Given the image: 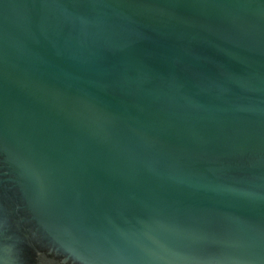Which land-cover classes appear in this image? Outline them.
<instances>
[{
	"label": "water",
	"instance_id": "1",
	"mask_svg": "<svg viewBox=\"0 0 264 264\" xmlns=\"http://www.w3.org/2000/svg\"><path fill=\"white\" fill-rule=\"evenodd\" d=\"M0 264H264V0H0Z\"/></svg>",
	"mask_w": 264,
	"mask_h": 264
}]
</instances>
